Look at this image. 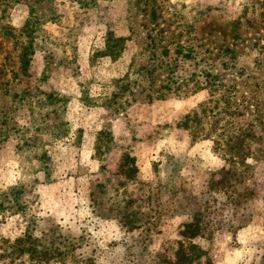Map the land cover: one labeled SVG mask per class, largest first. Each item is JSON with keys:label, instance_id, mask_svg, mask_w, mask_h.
Masks as SVG:
<instances>
[{"label": "rangeland", "instance_id": "374dc122", "mask_svg": "<svg viewBox=\"0 0 264 264\" xmlns=\"http://www.w3.org/2000/svg\"><path fill=\"white\" fill-rule=\"evenodd\" d=\"M196 211L264 264V0H0V264H170Z\"/></svg>", "mask_w": 264, "mask_h": 264}, {"label": "trees", "instance_id": "16d2710c", "mask_svg": "<svg viewBox=\"0 0 264 264\" xmlns=\"http://www.w3.org/2000/svg\"><path fill=\"white\" fill-rule=\"evenodd\" d=\"M204 218L203 212L196 211L191 213L190 219L182 224V228L180 229L181 239L178 242L174 258L170 261V264H213V260L208 254L207 249L191 241L193 238L199 236L209 237L211 234L208 228V221H205ZM128 225L129 228L136 227L135 224ZM186 240H189V242L185 243Z\"/></svg>", "mask_w": 264, "mask_h": 264}]
</instances>
